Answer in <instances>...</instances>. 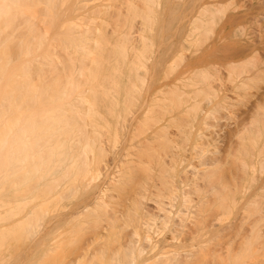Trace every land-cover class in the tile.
Instances as JSON below:
<instances>
[{
  "label": "bare ground",
  "instance_id": "obj_1",
  "mask_svg": "<svg viewBox=\"0 0 264 264\" xmlns=\"http://www.w3.org/2000/svg\"><path fill=\"white\" fill-rule=\"evenodd\" d=\"M15 23L46 61L12 81L0 52V222L37 235L43 192L54 251L73 223L88 236L68 264H188L192 231L264 256V0H0V31ZM235 112L223 157L205 130Z\"/></svg>",
  "mask_w": 264,
  "mask_h": 264
},
{
  "label": "rangeland",
  "instance_id": "obj_2",
  "mask_svg": "<svg viewBox=\"0 0 264 264\" xmlns=\"http://www.w3.org/2000/svg\"><path fill=\"white\" fill-rule=\"evenodd\" d=\"M3 26V25H2ZM2 30V29H1ZM2 32V33H1ZM25 34V31L24 30H21V29H19L18 28V26H17V23H15V25H13V27H10V28H4V30H2V31H0V46L2 47V48H0V52H2V49H4L8 54H6V59H7V62L6 63H8L9 61H8V57H10V67L11 68H13L12 69V71H11V69H9L8 71L10 72L9 74H11V77L10 76H6V78L5 79H8L9 77L10 78H12L11 80L13 81L14 79H13V75H15V77L17 76V75H19L20 73H21V70H20V68L21 69H23L24 68V66L23 65H26V64H29L30 65V69H34L32 72H34V75L36 74V66L38 67V64L37 63H40V62H45L46 61V59L44 58L46 55H45V53H42V51H41V53H40V51H38V50H36L33 46H30V50H31V52H30V54H25L24 52L22 53V51H24L23 49H20V44H21V40L23 39V35ZM25 40H23V41H26V43L28 42V43H32L31 42V38H24ZM30 39V40H29ZM20 40V41H19ZM27 43V44H28ZM2 44H3V46H2ZM5 44V45H4ZM31 45H33V43L31 44ZM22 47V46H21ZM193 48H194V46L193 47H191L190 49H188V50H185L184 51V53H186L185 54V57H193L194 58V55H192V54H194V50H193ZM164 49V52H165V48H163ZM3 50V54L5 53V51ZM38 51V52H37ZM44 51V50H43ZM162 51V50H161ZM161 51H157V53H161ZM188 52V53H187ZM193 52V53H192ZM2 53L0 54V58L2 59L1 61H3V63H4V59H5V55H2ZM40 53V54H39ZM44 54V55H43ZM156 54V53H155ZM187 54H188V56H187ZM2 55V56H1ZM9 55V56H8ZM40 55V56H39ZM42 56H44V57H42ZM154 56V55H153ZM38 57V58H37ZM44 58V59H42V58ZM37 59H39V60H37ZM186 58H183V63L182 64H180L179 66H180V68L179 69H177V70H175L174 71V73H173V75L171 76V77H174V75L177 73V72H181L182 71V67L187 63V61H188V58L185 60ZM36 60H37V62H36ZM39 61V62H38ZM185 61V62H184ZM43 62V63H44ZM40 65V64H39ZM182 65V66H181ZM9 66V65H8ZM21 66H23V68L21 67ZM27 66V65H26ZM178 66V67H179ZM10 67H8V68H10ZM29 67V66H28ZM177 67V68H178ZM17 68L19 69V71L17 70ZM16 70V73H15V70ZM15 73V74H14ZM19 73V74H18ZM9 74H7V75H9ZM10 78L8 79V80H10ZM32 78L33 79H35V77L32 75ZM7 80V81H8ZM16 80V79H15ZM11 81V82H12ZM9 82V81H8ZM11 82H9L11 85L12 84H14V82L13 83H11ZM9 85V84H8ZM6 86H7V82H6ZM59 104H62V103H59ZM61 106V105H60ZM242 107V106H241ZM241 107H239L238 106V109L236 110V111H240L239 113H241V111L244 109L243 107H242V109H241ZM47 108H50V107H47ZM240 108V109H239ZM236 113V116H235V114L233 115V116H231V117H233V118H231V119H229V121H228V118H226V121H223V120H225V118L223 119L222 117H224L225 116V114H224V112L221 114V119H223L222 121H221V119H220V122H217V124L219 125V127H218V125L217 124H215V123H212V125H217V126H215V128H214V126H213V131H212V128L210 129L209 128V130L210 131H212V132H209V131H207V130H205V133L208 135L209 133L211 134H209L208 136H209V138H211V140H212V142H211V144H213V146L211 147V146H209V149L210 150H212V151H214L215 149V147L214 146H219L218 148H221V152H222V154H223V157L226 155V153H227V151L226 150H224L225 148V145H223V143L226 141V139L228 138V137H230V135H231V137H232V139H234V137L232 136L233 135V133L232 132H235V125H234V123H235V121L237 120V119H239L238 118V116H240V114L238 113V112H235ZM235 116V117H234ZM234 118H236V120L234 119ZM233 119V120H232ZM231 122V123H230ZM227 123L229 124V125H227ZM211 124V123H210ZM227 125V126H226ZM217 127V128H216ZM226 127V128H225ZM229 127V128H228ZM228 128V129H227ZM228 130V131H227ZM232 131V132H231ZM214 134V136L212 137V135ZM217 134H219V138L217 137ZM223 134V135H222ZM225 134V135H224ZM223 137H224V139H225V141L223 140L222 141V139H223ZM217 138H218V140H217ZM210 140V139H209ZM220 140V141H219ZM221 144H222V146H221ZM187 147V146H186ZM185 147V149L187 150V148ZM214 147V148H213ZM188 152H189V150H191V153L192 154H190V152H189V154L191 155V157H193L194 158V153H193V150L192 149H190L191 147L188 145ZM188 152H186L185 151V153H188ZM189 154H186V156H188L187 158H191L190 156H189ZM194 155V156H193ZM192 158V161H190L189 159V161L190 162H192L191 163V165H192V167H193V165L195 164V165H197V164H199V159H197L196 157V159L194 158L193 159ZM198 161V162H197ZM194 165V166H195ZM232 168H233V166H232ZM232 168H230V169H232ZM233 170H234V168L232 169V170H230V172L232 171L233 172ZM115 193V192H114ZM117 194V192L114 194V195H116ZM45 194L43 193V192H40L39 193V196H37L36 197V201L35 202H33L29 207H31L33 210H34V213H35V215L37 214H39V216H40V212L42 213V210L43 209H45L46 210V207H48L47 208V211H45V214H44V217H43V214H41L42 216H40V217H43L42 219H44L43 221H40L42 224V227H40V229H39V231L36 233L37 235H32L31 233H29L30 231H32L31 230V228L28 226V224H25V225H18V226H16V221H18L19 219H20V216L19 215H16L15 216V213L14 214H12L13 216H11V218L9 219V220H7V221H5V222H3L2 220H1V222H0V240H2V242H3V240L5 241V243H4V245L6 244V246H7V248H8V250H5L6 248V246L5 247H1L2 249H3V251H1V249H0V264H59L60 262V264H68V261H70V259L72 258V255H68L69 253L70 254H72V252L73 251H71V250H73L74 248L72 247V243L71 242H73V241H77L78 239L80 240V238L83 236H85V238L83 239V237L81 238V240L82 241H85L87 238H88V236L87 235H84L85 233L84 232H82V233H84L83 235H80L81 233H79L78 232V230H80V229H78V227L80 226V224H79V222H76V223H78V225L76 224V223H73V224H75L76 226L72 229V230H74V232L75 231H77L78 233H74L75 234V236L74 235H72V236H70L71 235V232H73L72 230H71V228H70V231L71 232H69V236L67 237V239H74V237H75V239L74 240H66L67 241V244H66V246L68 245V247H66L65 246V241L64 242H62V245L60 246V247H57L58 249H56V251H54L53 250V248H51V247H53V246H51V245H53V244H51L52 242L51 241H53L52 239H51V241H50V236L52 235L53 236V234H50V232H51V227H52V225L49 227L47 224H51V223H49L50 221H51V217L54 215V214H52L53 212H51V203L50 202H48L49 200H47V199H44V198H41V196H44ZM117 195H119V193L117 194ZM77 198V197H76ZM79 198V197H78ZM75 199V198H74ZM80 199H81V197H80ZM80 199L78 200L79 202H80ZM76 200V201H77ZM65 202H67V201H65ZM72 202H75V200H73V199H71L70 201H68V203L69 204H71ZM50 203V204H49ZM68 204V207H72L73 206V204H74V206H75V203H72V205L70 206ZM77 204H78V202H77ZM50 205V206H49ZM50 207V208H49ZM120 208V209H118V210H121L122 209V207H120V206H117V208ZM110 211V210H109ZM14 212V211H13ZM51 212V213H50ZM0 213L2 214H4L5 213V211H4V208H1L0 207ZM109 213H111V211L109 212ZM218 213V212H217ZM0 214V215H1ZM47 214V215H46ZM50 214H52V215H50ZM46 215V216H45ZM2 216V215H1ZM0 216V217H1ZM46 217V218H45ZM49 220V221H48ZM122 222V221H121ZM120 222V223H121ZM90 223H92V222H90ZM119 223V224H120ZM3 224H6V225H9V224H13V225H15V226H13L12 227V229L11 228H9V229H11V233H6L4 230H2L1 228L4 226V229L6 228V225H3ZM86 224H88V223H86ZM106 224V223H105ZM86 228H88L85 224H83ZM83 225H82V227H83ZM102 225H104V223L102 224ZM2 226V227H1ZM122 226H124V223H123V225L121 224V227ZM85 227H83L84 229H85ZM104 227H106V225H104ZM190 227H192L191 225H190ZM14 228V229H13ZM76 228H77V230H76ZM127 227H125V228H123V235L125 236L126 235V237H128V234H130L129 236H132V234H131V232L133 233V230L134 229H132L131 228V226L129 227V228H127ZM30 229V230H29ZM126 231H125V230ZM193 229V228H192ZM6 230V229H5ZM7 230H8V228H7ZM6 230V231H7ZM89 228H88V232H89ZM111 231V230H110ZM125 231V232H124ZM9 232H10V230H9ZM102 232H104V234H105V236H106V234L107 233H105V231H102ZM191 232V231H190ZM192 232H194V231H192ZM191 232V233H192ZM53 233V232H52ZM66 233V232H65ZM87 233V232H86ZM125 233V234H124ZM127 233V234H126ZM190 233V234H191ZM35 234V233H34ZM190 234L189 235H187V237H182L180 240L181 241H179V244H176V245H178L176 248H180V247H183L184 249H185V247H188V245H189V247H190V245H191V243H194V260L192 259V261L190 260V262L189 261H187L188 262V264L190 263V264H264V256H262V258H261V256H258V255H256V257L254 256V257H252V256H250V257H247V256H241L240 254H238L237 255V253L239 252V247H241V246H239V244H240V241H238V240H236L235 241V243H233L232 245H229V243H227V239L226 238H222L221 240H219V239H217V241H216V238H219V237H214V236H212V238L211 239H209V237H211V235L209 236V237H204L205 239H203V237H202V240L199 238V236H198V238L196 237V234H195V237L197 238H193L194 237V233H192L193 234V237H192V235H191V237H188V236H190ZM67 235V233L65 234V236ZM79 236V237H76V236ZM89 235V234H88ZM112 234H110V236H111ZM104 236V237H105ZM107 236H109V234L107 235ZM106 236V237H107ZM109 236V240H113L114 241V237L113 236H111L110 237ZM123 236V238H126V237H124ZM105 237V238H106ZM113 237V238H112ZM213 237H214V239H213ZM112 238V239H111ZM77 239V240H76ZM107 240H106V242L108 241V237L106 238ZM128 238H126L125 240H124V242L127 240ZM189 239V240H188ZM194 239V240H193ZM202 241H200V240ZM78 240V241H79ZM186 242H185V241ZM203 240H204V242H203ZM224 240V241H223ZM226 240V241H225ZM70 243H69V242ZM81 241V242H82ZM194 241V242H193ZM206 241H208V242H206ZM219 241V242H218ZM221 241V242H220ZM1 242V241H0ZM102 242V241H101ZM115 242H117L116 240H115ZM115 242L113 243V242H111V243H113V246H115ZM229 242V241H228ZM64 243V244H63ZM103 243H105V241L103 242ZM103 243H101L100 245H99V247L100 246H103ZM107 243H110L109 241L107 242ZM110 243V244H111ZM180 243H182V244H180ZM219 243V244H218ZM106 244V243H105ZM109 244V245H110ZM229 245V247H230V249L232 248V246H233V248L231 249L234 253H236L235 255L234 254H232V256L230 255V253H228V250H226V249H228L227 247H228V245ZM70 245V246H69ZM74 245V247H75V244H73ZM107 245V244H106ZM144 245H146V244H144ZM3 246V245H2ZM110 246H112V245H110ZM112 246V247H113ZM116 246H117V244H116ZM180 246V247H179ZM219 246V247H218ZM54 247H55V244H54ZM63 247H66V248H62ZM71 247V249H68V248H70ZM98 248V247H97ZM114 248V247H113ZM202 248V249H201ZM6 252H5V251ZM54 251L53 252V254L51 253V251ZM208 250V251H207ZM217 251V253H216V251ZM230 250V251H231ZM237 250H238V252H237ZM59 251V253H57ZM68 251H70V252H68ZM181 251H182V248H181ZM199 251H202V252H199ZM204 251V252H203ZM219 251V252H218ZM66 252H67V255L69 256L68 257V259H67V257H66ZM228 254H227V253ZM55 253H57V254H55ZM199 253V254H198ZM204 253H206V254H204ZM213 253V254H212ZM219 253V254H218ZM232 253V252H231ZM59 254V255H58ZM186 253H182L181 255L182 256H184ZM201 254V255H200ZM215 254V255H214ZM64 255V256H63ZM204 255V256H203ZM205 255H207V256H205ZM213 255V256H212ZM57 256V257H56ZM63 256V257H62ZM197 256V257H196ZM202 257V258H201ZM214 257V258H213ZM60 260H59V259ZM55 259V260H54ZM54 260V261H53ZM67 260V261H66ZM143 260V259H142ZM142 260H140V261H138L139 263H141L142 262ZM184 260H186V258L184 259V257L182 258V261H183V263L185 262ZM65 261V262H64ZM101 262H102V260H101ZM186 262V263H187ZM102 263H106L105 262V260L102 262ZM138 263V264H139Z\"/></svg>",
  "mask_w": 264,
  "mask_h": 264
}]
</instances>
